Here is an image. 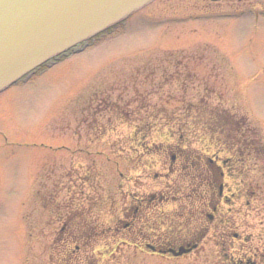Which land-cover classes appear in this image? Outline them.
I'll use <instances>...</instances> for the list:
<instances>
[{
  "label": "rangeland",
  "instance_id": "rangeland-1",
  "mask_svg": "<svg viewBox=\"0 0 264 264\" xmlns=\"http://www.w3.org/2000/svg\"><path fill=\"white\" fill-rule=\"evenodd\" d=\"M228 10H199L198 0H158L82 52L56 61L0 95V264L58 263L62 250L55 247L54 224H49L58 194L49 186L47 169L36 175L37 161H58L62 169L61 157L68 151L61 144L71 147L74 141L76 147L87 140L84 136L98 128L103 102L105 120H112L106 125V140L123 142L121 147H107V152L129 150L124 143L147 114H153L154 122L150 141L171 139L176 131L184 139L198 140L200 87L217 94L207 101L210 108L236 109L245 115L256 111L264 118V14L234 19ZM237 81L242 84L235 85ZM244 92L252 107L247 97L244 101ZM250 124L257 122L251 117ZM166 125L175 131L164 129ZM74 166L72 178L58 181L61 199L72 189L82 196L91 192V182L84 184L79 175L88 165L75 158ZM96 167L91 165L93 172ZM104 172L106 194H112L118 173L108 164ZM111 213L108 205V216ZM263 230L258 221L251 224L253 242L258 244ZM99 242H92L88 264H167L148 258L136 261L133 249L119 240Z\"/></svg>",
  "mask_w": 264,
  "mask_h": 264
},
{
  "label": "flooded vegetation",
  "instance_id": "flooded-vegetation-1",
  "mask_svg": "<svg viewBox=\"0 0 264 264\" xmlns=\"http://www.w3.org/2000/svg\"><path fill=\"white\" fill-rule=\"evenodd\" d=\"M212 6H228L234 16L242 13L244 18L251 11L264 14V0H198L199 10ZM201 90L198 88L196 141L176 135L179 132L167 125L164 129L174 132L171 139L165 136L150 141L154 122L153 114H147L124 143L129 150L107 152V147H121L123 142L106 140V125L112 120H105L103 102L97 113L98 128L84 136L87 140L76 147L74 141L69 142L71 147L61 144L68 151L61 157L62 169L57 168L58 161H37L36 175L42 176L47 169L52 181L49 186L58 194L52 200L53 219L49 223L54 224L55 247L62 250L56 264H88L89 248L111 239L132 248L136 261L264 264V230L257 235L262 246L253 242L251 233L255 221L264 226V118L253 108L254 112L246 111V115L236 109L210 108L207 101L217 94ZM242 96L252 107L249 95L244 92ZM179 111L185 112H174ZM251 117L257 124H250ZM75 158L88 165L77 174L84 184L91 182V192L82 196L72 189L67 199H61L58 181L73 177ZM106 164L113 165L119 176L112 194H106L103 184ZM91 165H97V170L93 172ZM108 205L112 210L109 216Z\"/></svg>",
  "mask_w": 264,
  "mask_h": 264
},
{
  "label": "water",
  "instance_id": "water-1",
  "mask_svg": "<svg viewBox=\"0 0 264 264\" xmlns=\"http://www.w3.org/2000/svg\"><path fill=\"white\" fill-rule=\"evenodd\" d=\"M155 0H0V92Z\"/></svg>",
  "mask_w": 264,
  "mask_h": 264
}]
</instances>
